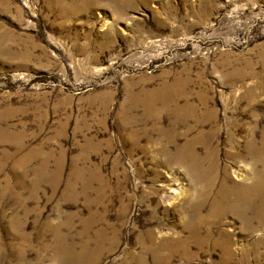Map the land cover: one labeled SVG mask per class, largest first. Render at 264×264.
<instances>
[{
    "label": "rangeland",
    "instance_id": "rangeland-1",
    "mask_svg": "<svg viewBox=\"0 0 264 264\" xmlns=\"http://www.w3.org/2000/svg\"><path fill=\"white\" fill-rule=\"evenodd\" d=\"M198 135L213 194L264 163V0H0V264H264V191L243 229L162 153Z\"/></svg>",
    "mask_w": 264,
    "mask_h": 264
},
{
    "label": "bare ground",
    "instance_id": "bare-ground-1",
    "mask_svg": "<svg viewBox=\"0 0 264 264\" xmlns=\"http://www.w3.org/2000/svg\"><path fill=\"white\" fill-rule=\"evenodd\" d=\"M160 100L161 103L164 104L162 107L166 108L169 111L171 117L183 123L187 120L186 116L189 115L190 112L197 109V104L194 100H192L189 96L179 93H175V95L171 97L169 96V93H165L160 97ZM199 103L203 105L204 99H201ZM155 121H158L157 117L155 118ZM191 129H193V127H190V129L188 127L185 130L186 134ZM200 141L201 135L190 136L185 138V141L181 145L177 146L173 153L169 152L166 148L162 149V153L166 155V160H169V162L173 161L184 165L187 170L193 175V177L196 178L197 183H199L201 180H204L202 189H196L200 193L201 200H204L209 195L213 194L212 191L214 190V187H216L215 184L218 182V179L215 175H211L212 173L209 174L208 170L202 168L201 156L195 149L196 143ZM246 149V152L248 153L250 151L249 147H246ZM227 177L228 174H226L225 172L224 176L220 180L218 190L212 195V200L210 203V214L225 215L230 212L235 213L243 219V229H247L251 224V220L249 216H246V212L250 208L252 202L259 198L264 191V163L262 162L260 167L255 169L253 173V179L250 183L246 181H229ZM246 177L247 176H244L243 179L245 180ZM231 195L234 196V201L232 202V204L230 202L228 203V199L231 197ZM259 200L261 201V199ZM192 208V216L189 219V221H191L189 222L191 232H189V234L192 239L191 242L196 241L197 246L199 247L202 246L205 241L210 239V234L207 233V236L202 238L197 234L199 223L204 219V217L200 212V203H196ZM262 210L263 207H259V210L257 212L258 220H260L262 217ZM207 217L210 218L209 216ZM184 240L187 241V237L185 239L177 238L174 244H177ZM229 240L224 239L223 241L226 249L229 248ZM168 242L172 243V241L170 240H168Z\"/></svg>",
    "mask_w": 264,
    "mask_h": 264
}]
</instances>
